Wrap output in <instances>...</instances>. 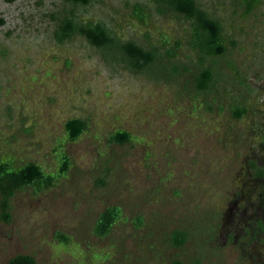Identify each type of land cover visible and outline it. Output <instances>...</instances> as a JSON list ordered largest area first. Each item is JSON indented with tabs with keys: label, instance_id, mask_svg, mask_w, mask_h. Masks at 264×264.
<instances>
[{
	"label": "rangeland",
	"instance_id": "rangeland-1",
	"mask_svg": "<svg viewBox=\"0 0 264 264\" xmlns=\"http://www.w3.org/2000/svg\"><path fill=\"white\" fill-rule=\"evenodd\" d=\"M194 1L219 23L222 55L198 59L188 21L158 0H0V160L58 175L9 198L0 264H264V0ZM65 18L159 57L137 70L114 47L59 42ZM69 119L86 124L74 141ZM116 131L129 141H109ZM109 206L120 219L98 238Z\"/></svg>",
	"mask_w": 264,
	"mask_h": 264
},
{
	"label": "trees",
	"instance_id": "trees-1",
	"mask_svg": "<svg viewBox=\"0 0 264 264\" xmlns=\"http://www.w3.org/2000/svg\"><path fill=\"white\" fill-rule=\"evenodd\" d=\"M5 1L11 2L12 0ZM65 1L81 5L88 3V0ZM241 2L249 10L256 4L257 0H241ZM158 4L188 21L189 29L186 44L189 50L197 55L198 59L216 57L223 54L224 45L219 23L208 17L195 4L194 0H158ZM135 10L139 12L137 6ZM141 17L143 18V15ZM74 34L82 37L89 45L95 48L114 47L118 49L128 66L137 70H147V68L153 66L159 57L158 51L153 48L146 50L130 42L115 43L106 30L98 24L93 26L75 25L68 18L63 19L58 25L55 38L60 42L62 39H68ZM210 80V72L208 70L204 69L200 71L195 78V88L197 90H205ZM235 112V116H238L241 110ZM85 128L86 124L81 119H69L63 124L64 135L68 141H74L78 138ZM129 139V134L124 131L113 132L108 137V140L111 142H127ZM58 164V174L62 175L68 166V159L65 154L59 155ZM56 177L52 174L44 173L35 163L16 165L10 160H0L1 218L7 219L8 200L14 192L27 187L33 190V192L46 190L53 184ZM119 219L120 209L117 206L105 208L95 219L92 226V234L98 238L106 236ZM177 236L178 233L176 232L173 238ZM56 237L62 242L67 241V238L61 234H57ZM5 264H34V260L27 255H17L9 259Z\"/></svg>",
	"mask_w": 264,
	"mask_h": 264
}]
</instances>
